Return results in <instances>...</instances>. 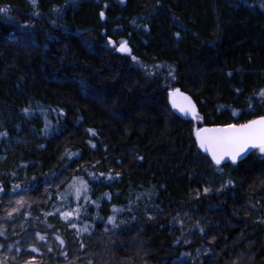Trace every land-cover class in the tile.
<instances>
[{"label":"trees","instance_id":"trees-1","mask_svg":"<svg viewBox=\"0 0 264 264\" xmlns=\"http://www.w3.org/2000/svg\"><path fill=\"white\" fill-rule=\"evenodd\" d=\"M0 9V242L29 239L41 220L59 227L60 195L76 179L88 191L72 197L64 253L5 246L3 256L264 264V154L216 166L194 139L202 126L264 116V0H0ZM175 89L194 116L171 109ZM83 222L91 230L75 233Z\"/></svg>","mask_w":264,"mask_h":264},{"label":"snow or ice","instance_id":"snow-or-ice-1","mask_svg":"<svg viewBox=\"0 0 264 264\" xmlns=\"http://www.w3.org/2000/svg\"><path fill=\"white\" fill-rule=\"evenodd\" d=\"M6 11V9H0V12ZM103 15L104 14L101 13L102 17ZM121 50L124 49L122 48ZM133 59H135V57H133ZM176 91L178 92L179 90L177 89ZM170 95H172V93H170ZM260 95L264 96V91H262ZM181 111H186V109L182 108ZM233 114L235 115V113ZM0 135L6 134L0 133ZM196 138L200 148L209 152L217 165H220L225 157H229L233 163H236L238 157H242V154L249 148H257L261 154H264V117L241 125L233 124L223 128H200L196 130ZM117 175L119 174L117 173ZM230 182L231 181H229V183ZM16 187L19 186L17 185ZM80 191V188H76L77 197H79ZM17 203L19 204L21 202L18 201ZM16 211H18V209L13 208L8 215L11 216L12 212ZM61 215L67 220L73 213L64 212ZM109 219L111 220L112 218L110 217ZM39 239L43 240L44 237L40 236ZM57 239H59V237H57ZM32 251H36V249L33 248ZM28 264H32V262L29 261Z\"/></svg>","mask_w":264,"mask_h":264},{"label":"rangeland","instance_id":"rangeland-1","mask_svg":"<svg viewBox=\"0 0 264 264\" xmlns=\"http://www.w3.org/2000/svg\"><path fill=\"white\" fill-rule=\"evenodd\" d=\"M120 46H126V44H121ZM172 91H170V93H172ZM171 97L172 95H170V98ZM85 186H86V190H85ZM76 188L81 189L79 196L84 197V195L88 194L87 185L85 181H83L82 179L74 180L71 183V185L68 186L66 191L60 195L59 201L56 206L58 210L65 209L66 211L64 212H72L73 208L70 207V205L72 201L73 203L77 202ZM69 196H71L70 199H69ZM72 197H73V200H72ZM80 200L82 203H85L86 201V199H80ZM64 212L63 211L59 212V216H60V220L58 222L60 224L59 227H55L51 225L49 222L45 220H41L38 224H36L37 228L35 229V232H33L32 236H30L29 239H25L23 241H16L14 243H8L5 246L9 249V252L11 253H16L17 251H19L20 249L24 247H26L29 250H32L33 248H35L36 249L35 252L37 253H45V252L46 253L57 252L60 254L64 253V247H65L64 230H65V227H67V224H66L67 220L64 219L63 216L61 215ZM25 214L26 213L24 212L19 217L22 220L28 221L29 217L28 215H25ZM70 217H72L73 222L78 218L77 214L75 213H73V215ZM73 226H74L75 233L77 234L87 233L92 228L91 226H87L84 222L78 225L74 223ZM1 236L6 238L7 232L3 231ZM40 236H43L44 239L43 240L39 239ZM57 237H59V239H57ZM5 246L0 242V264H16L11 259H8L7 257L3 256L4 254L3 247ZM86 264H89V262H87Z\"/></svg>","mask_w":264,"mask_h":264},{"label":"water","instance_id":"water-1","mask_svg":"<svg viewBox=\"0 0 264 264\" xmlns=\"http://www.w3.org/2000/svg\"><path fill=\"white\" fill-rule=\"evenodd\" d=\"M118 1H124V0H118ZM122 48L124 50H121ZM127 50H128L127 46H120L118 48V51L122 52V53L127 52ZM169 104H170L171 109L175 113H177L179 116H181L183 118H190L192 115H194L196 113V106L193 103V101L191 100V98L189 96H187L186 94L180 92V91L177 92L176 89L172 91V97L169 99ZM182 108L186 109V111H181ZM260 117H264V116H258V117H255V118L249 120V121L258 120ZM249 121H247V122H249ZM247 122H244V123H241V124H246ZM241 124H237V125H241ZM223 127H226V126H223ZM223 127L202 126L200 128H223ZM200 128H198V129H200ZM196 130L194 132V139H195V143H196V146H197L199 152L202 155H204L205 157H207L211 161V163L213 165H216V166H220V165H223V164H226V163L237 164V163L243 161L252 152L259 150L257 148H249V149L246 150L245 153L242 154V157H238L236 163H233L232 160L229 157H225L221 161L220 165H217L213 161L211 154L209 152H206L204 149L200 148L199 143H198L197 138H196Z\"/></svg>","mask_w":264,"mask_h":264}]
</instances>
